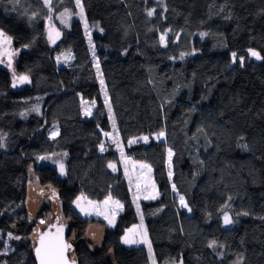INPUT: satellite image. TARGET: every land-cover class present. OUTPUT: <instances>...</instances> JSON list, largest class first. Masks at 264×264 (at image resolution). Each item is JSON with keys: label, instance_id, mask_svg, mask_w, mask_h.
I'll return each instance as SVG.
<instances>
[{"label": "trees", "instance_id": "1", "mask_svg": "<svg viewBox=\"0 0 264 264\" xmlns=\"http://www.w3.org/2000/svg\"><path fill=\"white\" fill-rule=\"evenodd\" d=\"M80 3L83 17L76 0H0L1 32L27 29L37 43L60 25L56 50L69 58L61 79L43 72L19 89L0 64V264H37L35 230L55 234L58 226L68 230L76 264H264V0ZM66 88L95 101L98 115L61 117L53 137L47 110ZM112 132L128 156L151 166L159 197L137 204L121 151L106 141ZM55 154L63 175L39 159ZM33 170L54 188L69 226L61 217L42 228L53 211L47 203L33 217ZM82 195L122 203L116 224L82 213ZM141 216L151 253L122 240ZM97 224L103 234L94 247Z\"/></svg>", "mask_w": 264, "mask_h": 264}, {"label": "rangeland", "instance_id": "2", "mask_svg": "<svg viewBox=\"0 0 264 264\" xmlns=\"http://www.w3.org/2000/svg\"><path fill=\"white\" fill-rule=\"evenodd\" d=\"M72 16L67 13L64 16L63 24L65 26H70ZM52 34L54 39H49V34ZM1 32V31H0ZM59 33V36H56V33ZM4 33V32H3ZM6 36L11 38V45H3L0 53V64L10 69L14 76V81H16L15 89H19L29 85L31 79L38 75L39 73H48L53 79H61L60 70L62 68L63 62L69 60L65 55H60L57 53L56 47L59 42L62 40L64 35L63 29L60 25L53 24L49 25L43 32V36L39 42H33L32 36L27 29H14L11 28L9 32L4 33ZM9 57L11 58V64L9 65ZM59 58V59H58ZM23 64V70L20 71L19 66ZM27 76L28 82L20 83L19 77ZM31 84V83H30ZM90 108L91 114L86 115L85 109ZM97 103L95 101H90L85 99L81 94L70 93L66 88L61 94L55 95L50 103L47 110V122L51 127V131H57L59 134L60 126L59 119L61 117H79V116H88L90 118H97ZM111 136L106 137L108 143H113L117 146L122 154V163L125 168V172L129 181L134 186L135 197L137 204L141 203V200H153L152 198L146 199V196H154L155 198L159 197L160 191L158 184L156 183L153 171L151 166L145 162L135 160L134 158L128 156L125 151V146L117 132L110 133ZM115 141L114 142V139ZM163 138V136H162ZM49 159L41 160L49 164H53L56 167H59V163L62 158V154L46 156ZM115 169L116 164L113 163ZM146 165L147 167H142ZM30 191H29V205L33 217H38L41 210L44 206L48 204L51 205L53 211L51 214H46V216L40 218V222L43 220L44 223L41 224L42 228L53 227L57 220L62 217L63 223L69 226V220L65 218L62 213L61 202L58 199L56 192L52 186H43L40 184L38 175L33 170L30 175L29 181ZM55 193V195H53ZM85 199L80 201L81 206L88 208L94 215L96 208L93 205H90L88 202H93L94 205L99 206L101 212L108 211L111 212L115 208V218L124 210V205L122 209L116 208L114 204L110 201L108 205H105L104 202L93 201L86 196H81ZM154 198V199H155ZM113 201H116L112 198ZM185 201V200H184ZM140 211L141 206L139 205ZM62 213V214H61ZM63 215V216H62ZM88 216V215H86ZM97 216V215H95ZM115 222V221H114ZM141 224H136L130 229L135 228L137 231L143 232V227H140ZM60 227V226H58ZM39 228L35 230L34 241L37 245L41 234L39 233ZM54 230H57L56 228ZM102 227L97 225H91L90 229V242L94 247L97 246L102 239ZM129 230V229H128ZM92 239V240H91ZM144 244V243H140ZM128 246H137L139 244H127ZM169 264V263H162ZM173 264H182V262H176Z\"/></svg>", "mask_w": 264, "mask_h": 264}, {"label": "snow or ice", "instance_id": "3", "mask_svg": "<svg viewBox=\"0 0 264 264\" xmlns=\"http://www.w3.org/2000/svg\"><path fill=\"white\" fill-rule=\"evenodd\" d=\"M44 2H45L46 5H48V4L51 3V0H44ZM76 4H77L78 7H80L81 16L83 17V6L81 5L80 0H76ZM153 11H149L148 12V16H152L153 15ZM56 36H59L58 32L56 33ZM49 39L53 40V42H54V39H53L52 34H51V31H50V34H49ZM89 42L91 43V41H89ZM160 42H161V44L165 43V37L163 35L160 37ZM5 44L11 45V38L6 36L3 32H0V47H2ZM249 54L251 56L255 57L257 60L261 59L260 54L258 52H256V51H254V50L250 49L249 50ZM232 57H233V60L235 61L236 53L233 52L232 53ZM181 58H183V54H181ZM10 64H11V58L9 57V65ZM241 64H243V58L242 57H241ZM97 68L99 70V66L98 65H97ZM18 79H19L20 83L28 82V77L27 76H20ZM101 84L103 85V80H101ZM15 86H16V81L13 82V87H15ZM109 111H111L110 108H109ZM85 114L86 115H90L91 114V109L90 108H86L85 109ZM56 135H58V132L57 131H53L52 132V136L55 137ZM105 135L106 136H111L110 133H105ZM159 135L163 136L164 133L161 132ZM113 139H114V142H116L115 138H113ZM143 139L145 141H147V137H144ZM129 143H133V141H130ZM0 147H3L2 143H0ZM100 150L101 151L105 150L103 144L100 145ZM168 155H169V160H170L171 156H172V152L170 150H169ZM39 159L40 160H45V159H49V157L41 156V157H39ZM109 167L113 168V170H115V166L113 164H109ZM142 167H147V166L146 165H142ZM59 168H60L61 174L63 175L64 174V164L63 163H59ZM169 176H171V172L169 173ZM173 190H175V186H173ZM53 195H55V193H53ZM145 198L146 199H149V198L154 199L155 197L154 196H146ZM82 199H85V198L84 197L77 198V200L75 202L76 203V207L79 208L80 211L82 213H84L85 215H91L92 212L88 208H85V207L81 206L80 201ZM110 201L112 202V204L115 205L116 208H121L122 209L123 205H121L119 201H113L111 196H109L104 201V204L108 205ZM88 203L90 205H93L96 208V212H95L96 215H103L104 218L108 221V223L110 225H114V220H115V215H116L115 208H113L111 210V212H108V211L101 212L99 210V206L94 205L93 202H91V201H89ZM180 203H181V205L183 207L188 208V205L184 201V197L183 196L180 197ZM190 210L191 209H189V211ZM137 211H139V205H137ZM245 215H246V213H245ZM224 222H225L226 225L232 223L230 217L227 214H225V216H224ZM40 223L43 224L44 221L42 220ZM140 227L141 228L143 227V217L142 216H141V225H140ZM62 233H63V227L61 226V227L57 228V233H56V235L54 237L49 235V234L40 236V245H39V247H37L35 249L36 257L39 260V264H69V257L67 256V252H68L69 249H71L72 245L67 243V242H65L63 240ZM8 236H9V239H19V237H13L11 233H9ZM122 240H123V243L129 244V245H131V244H140V243L147 244L148 245V249H149V253H151V244L149 243V241L147 239L146 231L140 232V231H137L135 228L129 229L126 232V234L124 235V237H122ZM214 244H215V241H213L209 245V247H212ZM71 264H75V261L72 260Z\"/></svg>", "mask_w": 264, "mask_h": 264}, {"label": "water", "instance_id": "4", "mask_svg": "<svg viewBox=\"0 0 264 264\" xmlns=\"http://www.w3.org/2000/svg\"><path fill=\"white\" fill-rule=\"evenodd\" d=\"M3 66H4V65H3ZM47 234H49V235H51V236H53V237L56 235V233H55V234L47 233ZM42 235H46V234H42ZM62 237H63V240H64L65 242H67V243H69V244L72 245V243L69 241L68 230H67L66 228H63ZM39 245H40V240H39L38 244L36 245L35 249H36L37 247H39ZM72 248H73V246H72L71 249H69L68 252H67V256L69 257V264H71V261L74 260V259L72 258V255H71ZM35 257H36V252H35ZM36 260H37V264H39V260L37 259V257H36ZM74 261H75V260H74ZM75 264H76V261H75Z\"/></svg>", "mask_w": 264, "mask_h": 264}, {"label": "crops", "instance_id": "5", "mask_svg": "<svg viewBox=\"0 0 264 264\" xmlns=\"http://www.w3.org/2000/svg\"><path fill=\"white\" fill-rule=\"evenodd\" d=\"M30 82H31V81H30ZM116 168H117V167H116ZM83 196H84V195H83ZM80 197H81V196H80ZM121 213H122V212H121ZM121 213H120V214H121ZM120 214L115 218V220H114V221H115V222H114V225L116 224L117 219H118V217L120 216ZM95 215H96V214H94V216H95ZM97 216L100 217V218L105 219L103 215H97ZM105 220H106V219H105ZM106 221H107V220H106ZM107 223H108V221H107ZM108 224H109V223H108ZM114 225H110V224H109V226H114Z\"/></svg>", "mask_w": 264, "mask_h": 264}]
</instances>
